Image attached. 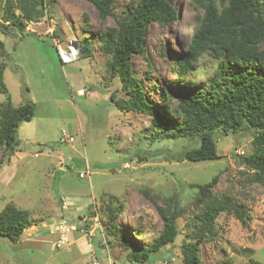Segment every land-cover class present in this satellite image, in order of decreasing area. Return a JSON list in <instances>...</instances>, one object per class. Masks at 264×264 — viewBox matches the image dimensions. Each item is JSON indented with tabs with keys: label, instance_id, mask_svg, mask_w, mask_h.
I'll return each instance as SVG.
<instances>
[{
	"label": "rangeland",
	"instance_id": "rangeland-1",
	"mask_svg": "<svg viewBox=\"0 0 264 264\" xmlns=\"http://www.w3.org/2000/svg\"><path fill=\"white\" fill-rule=\"evenodd\" d=\"M6 1L1 0V5ZM12 1L18 5L17 0ZM136 1L116 0L112 12L101 18L86 0H57L47 5L39 21L27 22L24 31L11 28L10 34L0 33L9 54L4 83L12 103L32 100L37 105L31 137L20 133L11 166L0 164V211L11 203L28 209L38 221L17 241L0 236V264H91L88 239L82 232H72L71 242L61 248H55L54 241L62 219L89 228L95 224L93 217L100 220L107 243L102 244L97 230L95 239L100 245L93 243V248L103 264H183L181 245L190 240L187 235L201 211L191 184L205 183L216 175V200L229 196L242 204L245 219L220 213L216 220L219 235L200 243L201 264H264V182L252 179L253 170L240 157L254 151V133L218 134L217 159L178 160L180 151L195 145L194 140L157 139L148 115L121 110L111 99L121 84L110 77V55L102 51L101 33L108 27L117 28ZM168 1L177 9L178 18L166 25L150 22L145 56L135 54L131 64L144 77L145 87L195 90L213 75L209 56L201 58L199 68L183 81H179L175 65L200 22L202 8L192 0ZM53 35L65 45L78 42L74 62L61 63ZM88 39L91 52L84 56L79 46ZM150 91L149 98L158 101L155 89ZM6 98L0 92V104ZM63 130L74 140L62 142ZM2 149L0 145V158ZM87 165L91 174L80 177ZM171 196L177 199L171 200ZM150 197L167 213L178 211L179 233L152 263H140L131 258L133 249L142 250L163 227V218ZM111 207H117L115 223L132 242L131 247L114 240L107 231L110 216L104 211ZM135 224L146 231L144 236H138Z\"/></svg>",
	"mask_w": 264,
	"mask_h": 264
},
{
	"label": "trees",
	"instance_id": "trees-1",
	"mask_svg": "<svg viewBox=\"0 0 264 264\" xmlns=\"http://www.w3.org/2000/svg\"><path fill=\"white\" fill-rule=\"evenodd\" d=\"M7 0L1 5L0 33L10 34L11 28L24 31L29 21H39L45 15L47 5L57 0ZM95 6L101 18L112 12L116 0H86ZM202 8L199 24L194 28L182 57L175 65L179 81L199 68V61L208 55L214 64L211 78L198 89L176 91L168 85L145 87L143 76L137 74L131 64L137 54L145 56L147 26L156 21L166 25L178 18V11L168 0H137L130 14L118 21L117 28L108 27L102 35V51L110 55L107 69L111 78H118L121 87L111 99L121 110L148 115L153 137L157 139L189 138L195 145L185 147L177 155L178 160L202 161L217 159V135L236 134L251 130L254 133V151L240 156L242 163L253 170V180L264 182V0H192ZM19 9L20 13H16ZM56 37L55 35H53ZM52 36V38H53ZM79 46L82 53H90L92 41ZM90 55V54H89ZM9 54L0 39V92L7 95L0 104V164H8L20 144L18 128L31 121L37 105L26 100L14 105L4 83ZM152 88L158 101L149 98ZM149 90V91H148ZM217 175L205 183H192L196 189L194 201L201 206L196 216L189 241L181 245L183 264H201L200 243L219 235L216 220L220 213H233L244 222V206L229 196L219 200L213 194ZM176 200V196H171ZM163 218V227L142 250L133 249L131 258L140 263H152L156 254L172 243L179 233L177 210L167 213L150 197ZM123 212V206H121ZM109 215L106 229L114 240L131 247L115 223L117 207L105 209ZM94 215V214H93ZM38 221L28 209L7 203L0 211V236L17 241L24 230ZM135 224L134 226H137ZM138 236L145 230L137 226ZM134 247V246H133Z\"/></svg>",
	"mask_w": 264,
	"mask_h": 264
},
{
	"label": "built area",
	"instance_id": "built-area-1",
	"mask_svg": "<svg viewBox=\"0 0 264 264\" xmlns=\"http://www.w3.org/2000/svg\"><path fill=\"white\" fill-rule=\"evenodd\" d=\"M53 42L57 48L59 59L62 64H67L74 62L78 57V46L74 44L75 40L69 41L66 45L63 44L57 37L53 36ZM62 142L74 140L73 135H69L65 130L62 131V136L60 138ZM91 174L89 166L87 165L86 171L79 172L80 177H87ZM95 221L92 227L89 228H78L75 225L69 223L66 220H61L56 226V240L54 241L55 248H61L64 245H67L71 242V234L74 231L82 232L88 239L89 252L91 253V264H103L96 253V250L93 248L94 238L96 237V231L99 230L102 238V244L105 243V235L103 226L100 223V220L97 217L92 218ZM93 240V241H92ZM159 264H164L160 262Z\"/></svg>",
	"mask_w": 264,
	"mask_h": 264
},
{
	"label": "crops",
	"instance_id": "crops-1",
	"mask_svg": "<svg viewBox=\"0 0 264 264\" xmlns=\"http://www.w3.org/2000/svg\"><path fill=\"white\" fill-rule=\"evenodd\" d=\"M22 103V102H21ZM20 103V104H21ZM19 105V104H18ZM36 115V114H35ZM34 118H35V116L32 118V120L31 121H26V122H23L21 125H20V127L18 128V135L21 133H23V135H24V137H26V138H28V137H31V135H32V130H34V126L32 125V123L34 122ZM20 145V144H19ZM20 147V146H19ZM22 152H23V150H22ZM13 157L11 156V160H10V166H11V162H12V159ZM96 238V237H95ZM94 238V243L96 244V246H99L100 245V243H99V241L100 240H96ZM88 247V246H87ZM88 251H89V248H88Z\"/></svg>",
	"mask_w": 264,
	"mask_h": 264
},
{
	"label": "water",
	"instance_id": "water-1",
	"mask_svg": "<svg viewBox=\"0 0 264 264\" xmlns=\"http://www.w3.org/2000/svg\"><path fill=\"white\" fill-rule=\"evenodd\" d=\"M74 44H75L76 46H78V42H77V41H75Z\"/></svg>",
	"mask_w": 264,
	"mask_h": 264
}]
</instances>
